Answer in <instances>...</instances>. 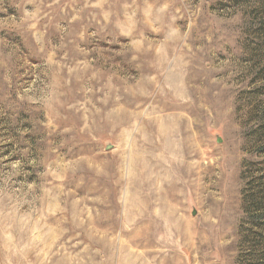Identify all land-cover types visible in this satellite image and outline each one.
I'll use <instances>...</instances> for the list:
<instances>
[{"label": "rangeland", "instance_id": "1", "mask_svg": "<svg viewBox=\"0 0 264 264\" xmlns=\"http://www.w3.org/2000/svg\"><path fill=\"white\" fill-rule=\"evenodd\" d=\"M0 264H264V0H0Z\"/></svg>", "mask_w": 264, "mask_h": 264}, {"label": "water", "instance_id": "2", "mask_svg": "<svg viewBox=\"0 0 264 264\" xmlns=\"http://www.w3.org/2000/svg\"><path fill=\"white\" fill-rule=\"evenodd\" d=\"M217 140L220 141V138L218 137ZM111 146H112L111 144H106L105 147L110 148ZM195 212H196V210L193 208L191 214H194Z\"/></svg>", "mask_w": 264, "mask_h": 264}, {"label": "bare ground", "instance_id": "3", "mask_svg": "<svg viewBox=\"0 0 264 264\" xmlns=\"http://www.w3.org/2000/svg\"><path fill=\"white\" fill-rule=\"evenodd\" d=\"M178 170V169H177Z\"/></svg>", "mask_w": 264, "mask_h": 264}]
</instances>
